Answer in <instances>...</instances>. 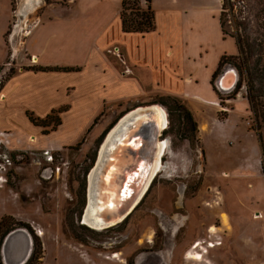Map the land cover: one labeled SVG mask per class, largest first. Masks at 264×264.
Returning a JSON list of instances; mask_svg holds the SVG:
<instances>
[{
    "label": "rangeland",
    "instance_id": "obj_1",
    "mask_svg": "<svg viewBox=\"0 0 264 264\" xmlns=\"http://www.w3.org/2000/svg\"><path fill=\"white\" fill-rule=\"evenodd\" d=\"M26 1L0 0V101L12 69L16 75L41 66L27 48L26 33L48 21L51 8L66 14L70 7L67 0ZM185 1L195 10L182 25L170 23L165 0L151 1L165 38L122 31L100 48L101 82L91 90V101L75 98L54 109L67 108L57 131L34 126L27 117L33 111L12 119L1 115L0 133L9 146L0 153L10 156L11 165L0 173L6 180L0 204H8L0 220L13 218L0 250L2 264L19 261V240H27L23 231L32 239L26 264H195L185 263L183 252L202 242L208 246L203 257L189 254L205 264H264V123L248 100L253 85L264 103V0ZM110 2L117 32L120 0ZM22 22L24 33L18 30ZM170 36L166 47L162 40ZM230 70L237 84L224 91L220 80ZM155 105L168 117L159 135L168 146L162 170L122 223L93 229L83 215L102 147L124 117Z\"/></svg>",
    "mask_w": 264,
    "mask_h": 264
},
{
    "label": "crops",
    "instance_id": "obj_2",
    "mask_svg": "<svg viewBox=\"0 0 264 264\" xmlns=\"http://www.w3.org/2000/svg\"><path fill=\"white\" fill-rule=\"evenodd\" d=\"M67 1L70 7L66 14H63L61 10L51 8L48 12L50 14L48 21L38 22L31 30V33L29 31L26 33L28 34V39L26 40L27 48L30 49L35 62L40 63L41 66H82V71L72 73H35L20 69L6 83L2 91L4 101H0L1 128L3 127L2 114L12 119L19 111L22 113L33 111L39 116L46 117L57 107L73 101L75 98L84 97L89 102L93 94L91 90L98 82H101V75L98 73V62H102L103 59L100 48L107 46L112 36L122 33L120 19L122 0L119 2V31L117 32L112 30L113 19H111L110 14L112 5L110 0H99L97 2L100 3L97 5L95 1L90 0ZM163 5L166 8L165 13L168 15V20L171 24L180 23L182 25L183 22L185 24V17L189 12H194L195 10V7L192 5L190 7V4H187L185 0H165ZM154 9L157 16V30L149 35H157L160 38L164 36L165 38L167 32L161 30V20L163 19L156 6H154ZM24 23L22 22V24ZM22 24L18 26V30L20 29V32L24 33L27 25L24 24L22 26ZM174 36L177 37L176 34ZM172 37H168L167 41L163 39L162 44L168 47L170 45L168 42L172 43ZM151 77L153 81L156 80L154 78L156 77L155 75ZM135 82L133 81L132 84L136 85ZM7 206V202L6 204H0V216L7 214ZM199 244L198 248H196L197 244L195 248L191 246L183 252V255L185 254V263L205 264L204 262H207L204 258H192V254H189L194 251L197 253L201 252L198 255L203 257L205 254H202V250H207L208 246L204 247V242ZM204 251L203 253L207 254V251ZM199 258L200 260H197ZM246 259H249V257L246 256ZM5 261L7 262L6 259Z\"/></svg>",
    "mask_w": 264,
    "mask_h": 264
},
{
    "label": "bare ground",
    "instance_id": "obj_3",
    "mask_svg": "<svg viewBox=\"0 0 264 264\" xmlns=\"http://www.w3.org/2000/svg\"><path fill=\"white\" fill-rule=\"evenodd\" d=\"M33 1L35 0H27L26 3L30 4ZM129 115V119L125 123H120L107 138L98 159L100 163L90 175V203L89 207L86 209L84 220L87 225L96 230H105L109 226L117 225V222L122 220V218H115V216H113L112 219L107 221L104 218L103 213L107 212L110 214L113 212L116 201L121 199L122 192L124 197H128L127 193L129 194L133 191L130 189V182L139 176L133 172L132 174L134 175L128 173L129 167L134 165L133 157H131V162L129 161L127 163L126 161V157L131 155V151H129L130 144H128V138L132 131L129 129V126L133 123H137L139 126L141 125L143 127L148 126V120L152 118L154 119L160 131L166 129L165 127L168 124L166 111L157 105L148 108H139ZM125 141L127 142L125 143ZM141 145L144 149V140L139 141L136 147L138 148ZM156 147L157 155L154 157L153 162L150 163L148 172L149 176L147 180L143 182L142 186L139 184L140 190L137 194V199L134 205L140 202L149 188L153 178L156 176V174H158L159 171L162 170L161 158L166 152L168 146L167 143L158 139ZM124 161H126V163ZM120 175H125L129 178V183L126 185L125 189V183L119 178ZM40 236H44V233H40ZM116 257L117 255L114 256V258Z\"/></svg>",
    "mask_w": 264,
    "mask_h": 264
},
{
    "label": "trees",
    "instance_id": "obj_4",
    "mask_svg": "<svg viewBox=\"0 0 264 264\" xmlns=\"http://www.w3.org/2000/svg\"><path fill=\"white\" fill-rule=\"evenodd\" d=\"M226 5L227 0H223ZM120 19L122 24V31L125 34H139L142 37H146V35L154 32L156 30V23H157V16L155 13V10L153 9L151 0H122L121 2V12H120ZM221 27L223 29V32L225 33V23L221 16L220 19ZM238 45L240 48V52H243V46H241V42L238 41ZM222 66V63L220 67ZM25 71H32L35 73H48V72H65V73H71V72H80V68H74V67H44V66H35V67H26L24 68ZM219 72V70H218ZM217 72V73H218ZM216 73V74H217ZM15 74V71L12 69L9 76L6 78L5 83L9 82L13 75ZM215 74V75H216ZM5 85V84H4ZM4 85L1 89L4 88ZM250 94L248 96L249 104L251 106V110L253 114L255 115L256 120L261 121L264 123V103L260 100L259 96L255 93L254 86H250ZM1 92V90H0ZM169 102H173L177 105L181 104L180 100L178 98H173L171 96L167 97ZM164 105H167L163 102ZM178 107V106H177ZM180 107H183V111L185 112L186 119L189 121H193V115L189 110H186V107L181 105ZM67 108H60L58 110H53L51 114H49L46 118H37L34 116L33 112H28L27 117L29 118L30 122L36 126V127H43V128H51L50 131L55 132L57 131V128L62 125V119L61 115L66 112ZM49 134V133H48ZM258 135V134H257ZM259 136V135H258ZM260 140H262L261 136ZM264 149V148H263ZM262 171L264 175V150H263V160H262ZM13 218H3L0 222V250L2 248L3 242L7 235L11 232L8 226V221L12 220ZM22 226L29 228V226H26L24 224H21ZM8 227V229H6ZM2 231V232H1ZM38 250L41 249L42 243L39 242L37 239L36 245ZM32 259L30 260V262ZM29 262V263H30ZM0 264H2L0 262Z\"/></svg>",
    "mask_w": 264,
    "mask_h": 264
},
{
    "label": "water",
    "instance_id": "obj_5",
    "mask_svg": "<svg viewBox=\"0 0 264 264\" xmlns=\"http://www.w3.org/2000/svg\"><path fill=\"white\" fill-rule=\"evenodd\" d=\"M236 84H237L236 74L232 70L227 72L224 75V77L220 80V87H222V89L224 91L231 90L233 87L236 86ZM129 116L130 115H127L126 117H124V119H122V121L120 123H125L129 119ZM148 121H149L148 126H144V127L141 125L139 126L137 123H133L129 126V129L132 131L130 133L129 138H128V141H129L128 144H130L129 151H131V155L126 157V161H127V163L129 161L131 162V160H132L131 157H133L134 165H131L132 167L131 166L129 167L128 173L132 174V172H133V173L139 175L137 178H135V180H132V182H130V184H129L131 186L130 189L133 191L129 194L127 193L128 197H124L123 192H122L121 193V199L116 201L113 212L109 214L106 211H104L106 213H103V216L107 221L112 219L113 216H115V218H122L121 221L117 222V225L122 223L132 213V211L135 209V207L138 205L139 202L135 205H134V203L137 199V194L139 193V190H140L139 184H141L140 186H142L143 182L145 180H147V178L149 176L148 172H149L150 163L153 162L154 157L157 155L156 154V149H157L156 145H157V141L159 139V135L162 133V131L165 130L164 129V130L160 131L153 118L149 119ZM141 140L145 141L144 149H143L142 145L139 146L138 148L136 147L138 142ZM126 142L127 141H125V143ZM118 150H119V148H118ZM126 161H124V162L126 163ZM99 163L100 162L98 161L96 167L99 165ZM125 175H126V172H125ZM125 175H120V177H119L125 183L124 189H125L126 185L129 183L128 182L129 178L126 177ZM132 175H134V174H132ZM89 179H90V177H89ZM89 184H90V180H89ZM89 198H90V192H89V185H88L87 203L85 206V212L83 215V219H84V216L86 215V209H87V207H89V203H90ZM114 226H116V225L109 226L106 229L114 227ZM21 233H23V234H25V236H27V240H26V243H23L22 241L19 240L18 245H21V250H19L18 252H19V256H21V257H20L19 261H17L16 263L13 262L12 264H26L27 261L29 260L30 256H31L32 239L26 234L25 231H23ZM18 239H20V238H18ZM10 241H12V236H9L7 238L6 244L9 243ZM5 256H6L5 259L8 261L9 257L7 256V254H5Z\"/></svg>",
    "mask_w": 264,
    "mask_h": 264
},
{
    "label": "built area",
    "instance_id": "obj_6",
    "mask_svg": "<svg viewBox=\"0 0 264 264\" xmlns=\"http://www.w3.org/2000/svg\"><path fill=\"white\" fill-rule=\"evenodd\" d=\"M5 134L4 133H0V151L3 149L8 148L7 146H9V142L5 141L4 139ZM49 154L45 153V156L47 157ZM50 158V157H49ZM11 165V159L10 156L7 153H0V173L6 172L7 171V167ZM60 169H58L59 171ZM6 180L3 176H0V183H5ZM41 233V232H39Z\"/></svg>",
    "mask_w": 264,
    "mask_h": 264
}]
</instances>
